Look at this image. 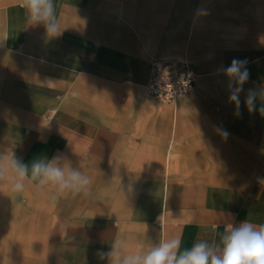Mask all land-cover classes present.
Listing matches in <instances>:
<instances>
[{
  "label": "crops",
  "instance_id": "obj_1",
  "mask_svg": "<svg viewBox=\"0 0 264 264\" xmlns=\"http://www.w3.org/2000/svg\"><path fill=\"white\" fill-rule=\"evenodd\" d=\"M19 5L0 0V152L63 154L92 183L57 195L0 182V264H108L97 250L115 239L184 250L264 224V115L245 105L264 87V0H54V37ZM158 57L197 74L175 106L145 92ZM233 59L249 71L239 108L218 71Z\"/></svg>",
  "mask_w": 264,
  "mask_h": 264
},
{
  "label": "clouds",
  "instance_id": "obj_2",
  "mask_svg": "<svg viewBox=\"0 0 264 264\" xmlns=\"http://www.w3.org/2000/svg\"><path fill=\"white\" fill-rule=\"evenodd\" d=\"M19 6L25 10L32 25L44 26L48 36L54 37L61 32L54 0H20ZM246 64V60L233 59L227 68L218 69L229 80V101L237 108L242 86L249 79ZM257 99L261 102L259 111L264 115V87L249 90L245 105L250 112L256 110ZM218 131L227 137L226 131ZM260 179L264 182V178ZM5 181L15 193L23 192L26 184H34L41 191L55 189L57 195L66 192L88 195L92 183L91 178L74 167L63 154L27 164L13 151L10 154L0 152V182ZM97 256L107 260L108 264H264V224L256 225L245 219L237 225H229L219 243L199 240L184 250H181L179 238L161 240L147 249L141 245L135 250H129L124 241L115 239L108 251L97 250Z\"/></svg>",
  "mask_w": 264,
  "mask_h": 264
},
{
  "label": "built area",
  "instance_id": "obj_3",
  "mask_svg": "<svg viewBox=\"0 0 264 264\" xmlns=\"http://www.w3.org/2000/svg\"><path fill=\"white\" fill-rule=\"evenodd\" d=\"M196 79L197 74L186 60L158 57L151 60L150 74L144 88L148 96L175 106L179 99L190 95Z\"/></svg>",
  "mask_w": 264,
  "mask_h": 264
},
{
  "label": "rangeland",
  "instance_id": "obj_4",
  "mask_svg": "<svg viewBox=\"0 0 264 264\" xmlns=\"http://www.w3.org/2000/svg\"><path fill=\"white\" fill-rule=\"evenodd\" d=\"M234 13V12H233ZM232 13V14H233ZM244 28V26H235V25H231V26H227L226 27V33L228 34V35H230V36H234V34H236V33H239L240 32V30H242ZM253 44V46L255 47V51H257L258 52V54H264V37H259V40H258V42H253L252 43ZM186 51H187V49H186V47H185V45H184V49H183V53H184V55H187L186 54ZM169 59H171V60H173V61H178V60H181V59H184V60H186L187 61V63L189 64V66H190V61H189V59L188 58H186V57H172V58H169Z\"/></svg>",
  "mask_w": 264,
  "mask_h": 264
}]
</instances>
